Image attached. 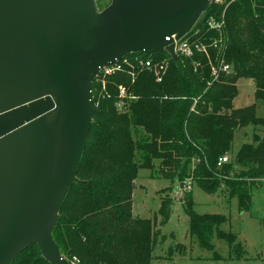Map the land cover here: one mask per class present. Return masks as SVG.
Wrapping results in <instances>:
<instances>
[{"label": "trees", "instance_id": "16d2710c", "mask_svg": "<svg viewBox=\"0 0 264 264\" xmlns=\"http://www.w3.org/2000/svg\"><path fill=\"white\" fill-rule=\"evenodd\" d=\"M210 18L224 26L210 28ZM190 36L207 46L210 59L200 52L177 59L166 50L137 52L116 61L112 73L96 75L79 181L72 184L52 231L68 261L75 257L81 264H150L159 231L150 218L132 215L141 168L154 177L195 181L209 193L220 190L236 197L239 210L264 223L253 202L264 183V116L257 115L255 103L234 105L240 79H250L255 99L264 101V0L213 2ZM214 42L218 48H212ZM148 58L158 68L162 65L160 75L145 66ZM221 59L231 71L215 80L211 67ZM248 126L260 130L235 150L236 131ZM227 154L230 160L218 166ZM184 198L190 231L200 243L212 247L217 230L240 257L237 236L219 229L226 218L198 214L190 192ZM171 203L169 197L163 199V219ZM11 264L52 263L37 245H30Z\"/></svg>", "mask_w": 264, "mask_h": 264}, {"label": "water", "instance_id": "95a60500", "mask_svg": "<svg viewBox=\"0 0 264 264\" xmlns=\"http://www.w3.org/2000/svg\"><path fill=\"white\" fill-rule=\"evenodd\" d=\"M211 0H0V264L37 245L71 264L52 231L77 173L100 70L166 50Z\"/></svg>", "mask_w": 264, "mask_h": 264}, {"label": "rangeland", "instance_id": "374dc122", "mask_svg": "<svg viewBox=\"0 0 264 264\" xmlns=\"http://www.w3.org/2000/svg\"><path fill=\"white\" fill-rule=\"evenodd\" d=\"M110 1L97 0L99 10L106 7ZM153 54H157V51ZM159 78L156 76L155 80L159 82ZM237 88L235 107L255 103L257 115L264 116V101L255 99L253 82L250 79H240ZM259 130L260 128L252 126L239 128L233 142L234 149L236 150L242 141H251L253 133ZM188 183L191 184L190 189L185 188ZM168 188L170 189L167 192L163 191ZM185 192H190L192 209L196 213L221 215L226 218L219 229L237 236L243 250L240 257L233 246L219 237L217 230H214L211 236L212 247L201 244L191 233L189 216L185 210ZM166 197H169L172 203L168 217L163 219L161 209ZM253 202L254 209L264 218V183L255 191ZM132 215L150 218L155 221V228L159 231L150 264H264L263 221L252 216L249 211L239 210L237 198L230 197L220 190L209 193L195 181L172 182L168 178L154 177L151 170L141 168L132 193Z\"/></svg>", "mask_w": 264, "mask_h": 264}, {"label": "built area", "instance_id": "2783aa9c", "mask_svg": "<svg viewBox=\"0 0 264 264\" xmlns=\"http://www.w3.org/2000/svg\"><path fill=\"white\" fill-rule=\"evenodd\" d=\"M216 3V4H221V3H229L230 0H211V3ZM210 3V4H211ZM207 24L210 28H217L220 29L224 26L223 22H219V21H215L213 18L208 19ZM172 38L174 39V50L175 53L177 55H185V56H192L195 52H200L205 54L206 57H209V50L207 48V46L201 42H198V40L196 39H192V37L190 36V34L188 36H186L184 39L182 40H177L175 39V36L173 35ZM212 48H218L217 43L214 42L212 44ZM114 64V63H113ZM113 64H110L108 66L103 67L100 72H102L103 74H110L114 71V69L116 68V66H114ZM145 66L149 69H156V74H159V70L162 69V65H160V67L158 68L156 65L153 64V60L148 58L145 60L144 62ZM212 74H213V78L215 80H217L220 76L221 73H229L231 71V66L230 64H228L227 62H225L223 59H221L219 65L216 66H212ZM99 72V73H100ZM121 95H125L124 89H121ZM230 160L229 156L225 155L222 156L221 158H219L218 161V166H221L223 163H226ZM190 183H188L185 188L190 189ZM181 190V188H180ZM71 264H81L79 262V260L77 258H73L72 260L69 261Z\"/></svg>", "mask_w": 264, "mask_h": 264}]
</instances>
